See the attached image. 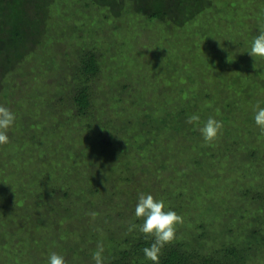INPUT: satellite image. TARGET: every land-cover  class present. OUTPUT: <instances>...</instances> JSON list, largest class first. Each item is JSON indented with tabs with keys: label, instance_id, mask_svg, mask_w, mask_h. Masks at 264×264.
<instances>
[{
	"label": "rangeland",
	"instance_id": "374dc122",
	"mask_svg": "<svg viewBox=\"0 0 264 264\" xmlns=\"http://www.w3.org/2000/svg\"><path fill=\"white\" fill-rule=\"evenodd\" d=\"M55 6L35 54L15 70L0 65V105L16 116L9 142L0 145V264H48L53 252L69 262L66 252L84 234L74 219L81 205L93 201L105 223L126 228L142 186L150 184L174 202L171 210L181 211L180 232L196 237L197 225L208 221L211 229H204L215 243L233 223L230 234L243 242L258 222L249 220L256 215L259 226L264 219V133L254 119L257 104L264 107V58L248 53L264 27V0H221L205 25L200 16L176 26L129 13L111 16L105 38L94 24L106 9L75 0ZM86 23L94 37L78 35ZM209 29L215 31L207 38ZM84 40L95 46L100 68L87 82L89 116H79L71 98L78 82L73 53ZM10 49L4 50L21 52L20 45L13 54ZM232 98L239 106L226 107ZM193 106L200 127L209 117L223 122L219 139L206 143L198 127L185 122L196 114ZM148 120L155 130L143 127ZM109 130L122 148L106 144ZM259 193L261 208L250 199ZM250 240L245 263L264 264V245L255 235ZM89 261L82 263L95 264Z\"/></svg>",
	"mask_w": 264,
	"mask_h": 264
},
{
	"label": "trees",
	"instance_id": "16d2710c",
	"mask_svg": "<svg viewBox=\"0 0 264 264\" xmlns=\"http://www.w3.org/2000/svg\"><path fill=\"white\" fill-rule=\"evenodd\" d=\"M75 1L80 2L85 8L93 9L95 7V10H98L100 12L104 9L109 12L107 14L106 12H104L105 14H103V16L101 17L97 16L98 21H96L97 23L94 24L98 29H100L101 38H105L108 35L107 33L103 34L105 33L106 29L105 25L109 22L111 16L118 17L124 15L125 13L132 14L133 16H143L145 20H163L168 24L172 22L171 24H175L174 26L183 24L184 22H194L193 20H196L197 16H200L198 18L204 19V21H202V25L209 24V21H211L213 18L212 13L210 15L209 10L212 11L213 8L217 9L218 7L216 6H218L221 0ZM58 2H60V0H0V34L2 36V40L0 39V65L2 64L3 68L8 67V70H15L20 62H22L28 56L35 54L34 51L37 50V47L41 44L43 38H47L48 29H46L45 26L46 23L49 21L51 15H57L53 14V11L55 8H58V6H55L58 5ZM71 2H74V0H69V3ZM63 8L66 9L65 7ZM225 16L226 18H228L227 15ZM222 18L223 17H221L220 20L221 22ZM220 21L218 22V24L221 25L222 23H220ZM89 27L91 26H89L88 23L80 25V28H78L80 30V33H78V35L80 37H94L96 33L94 31H92V33L88 32ZM214 31L215 30L213 29H209L207 31L206 37H212L211 34H213ZM195 33H197V31L193 29L192 34L194 35ZM201 36L202 34L200 33V37ZM78 43L80 45L77 47L76 52L73 53L76 57L75 62H77V66H75L74 69L71 67V70L76 69L75 78L78 82L74 85L76 89H72L71 91V98L75 108L77 109L78 115L89 116V110L92 105V96L90 93V87L87 82H89L93 76L97 75V73L100 71V68L98 64V55L95 46L92 48L89 47V42L85 40L83 42ZM108 44L113 45L114 43L109 42ZM11 45H13V47H11ZM19 45L21 52H17ZM208 46L211 49H214L215 47L214 45L210 44H208ZM4 49L8 51L10 49V51H12V54L15 52L17 53L11 55L10 52H7ZM29 52H31L30 55H28ZM13 58L15 59L12 61ZM210 58H212V56ZM5 76L6 75H3V77ZM226 96L230 97V95H228L227 93ZM211 101L213 100L211 99ZM232 101L233 104H237L239 106L237 102L239 100H237L236 103L233 98L230 99V101L226 102L225 106L229 108L230 106L228 103ZM210 106L213 107V105L211 104ZM210 106H206V109L208 111H211ZM192 111L196 112V106H193ZM244 113H247V111H244ZM187 121L188 119L186 118L185 122ZM248 121L246 122V124H248ZM110 123L111 121L109 122L107 120L106 124L110 125ZM137 123L141 124L139 121H137ZM128 124H133V122L125 123L123 127L125 125V127H127ZM143 125V127L147 128L146 130H155L156 127V124H154V120L144 121ZM100 126L103 125L101 124ZM247 130L248 129L246 125L244 132H246ZM260 133L262 134L261 130ZM107 137L108 140L105 141L107 145L115 143L114 141H116L119 145V141L115 140L116 136L114 137V134H112L110 130L107 133ZM131 137L133 139V133ZM144 141L146 143H149V136H147ZM128 144L129 141L123 143L122 146ZM139 147H143V145H140ZM119 148H122L121 145H119ZM258 151L259 150H257V148L254 149L253 152H251V155L257 156L256 153H258ZM152 185L153 184L142 186V191H145L144 194H151L155 199L163 200L165 202L166 208L171 210L173 206L171 203L174 202H167V195H162L161 190H158L155 186ZM52 190L53 188L51 187L49 191ZM96 191L98 190H91L88 192V195H94ZM246 191L247 193H249L250 189H247ZM63 194L65 196L70 195L66 191H63ZM73 195L78 198V194L74 193ZM85 197L87 196H84L83 198ZM262 197V194L259 193L257 194V196L255 195L250 199L256 201L257 203L255 204L259 205V208H261L262 204L258 203V200H260ZM89 201L91 207L81 205L78 212H75L76 216L74 219H77L82 223L84 234L83 236H81V239H79L80 242H77L78 244H75L74 246H72V248H69V250H71L70 252H66L65 255L68 256L67 261L70 260L69 262H66V264H73V262L76 264H83V260L86 261V259L90 260L89 263H95L92 257L93 253L97 249V246H94L97 241L100 244H103V256L105 258V264H153V262L148 260L143 253V249L145 247L150 246V244L153 242V238H146L145 235L139 232L138 229H136L135 231L128 232L123 236L124 230L130 225V222L129 225L125 226L126 228H124V226H122L121 224L120 227H115L112 225L109 226L110 222L105 223L107 222L104 217L106 214H104V212H102L101 210L99 211L98 208H95V203L93 201ZM72 202L73 206L75 205V207H79L77 200H72ZM90 210H93V212H96L98 214L95 219L88 215V213H91ZM53 211L54 208L51 212ZM180 212L176 213L179 214ZM239 213H242V211H240ZM85 215L86 217H84ZM122 215L123 214H121L120 216ZM132 221L133 222L131 224L136 225H141L143 223V219L137 218L136 216L135 218H133ZM214 221H212V223ZM231 221L228 222L230 223ZM249 221L259 222L256 215L254 220L252 219ZM207 222L208 221L201 220L200 223L197 225V227L201 229L196 237H193V234L191 232H189V236L185 234V231L180 232V227L177 226L176 239L173 243L165 245V247L162 249L160 264H246V251L248 249L250 250L251 247H253V242H251L250 240V235L257 236L259 238L260 244L264 245V219L261 225L258 226L257 222L256 224L251 225L254 226L253 229H247L245 231V239L242 240L243 242L239 241V237L236 236L237 234H230L233 233L234 229L233 223H230L228 228L229 235L224 237L221 236V239H219L218 242L213 243L210 240L211 235L208 234V232L204 229L205 227L211 229L210 227L206 226ZM224 230H226V228Z\"/></svg>",
	"mask_w": 264,
	"mask_h": 264
},
{
	"label": "clouds",
	"instance_id": "9594fccd",
	"mask_svg": "<svg viewBox=\"0 0 264 264\" xmlns=\"http://www.w3.org/2000/svg\"><path fill=\"white\" fill-rule=\"evenodd\" d=\"M248 53L253 58H264V27L259 30L258 35L252 40ZM256 109L255 123L261 132L264 133V107H260L257 104ZM15 121V114L9 108L0 105V145L9 142L7 132ZM187 122L198 127L206 143L216 141L223 134V122L213 117H209L202 127L199 126L200 116L197 114L191 115ZM88 215L95 219L98 214L91 212ZM135 216L143 219V223L141 225L130 224L128 231L131 232L138 229L146 238H153V242L149 247L143 249V253L153 264H160L162 249L176 239L177 226L183 224V217L175 211L166 208L163 200H157L151 194L143 193L139 195L138 203L135 207ZM103 253V244H98L92 257L95 264H105ZM48 264H66V260L63 256L53 252L49 256Z\"/></svg>",
	"mask_w": 264,
	"mask_h": 264
}]
</instances>
